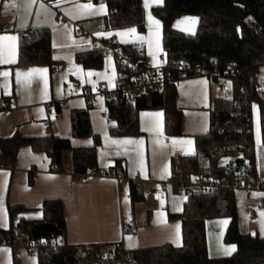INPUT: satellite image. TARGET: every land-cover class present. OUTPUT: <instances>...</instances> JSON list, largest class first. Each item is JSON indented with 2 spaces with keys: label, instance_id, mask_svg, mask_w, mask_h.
I'll return each mask as SVG.
<instances>
[{
  "label": "crops",
  "instance_id": "0c3cea01",
  "mask_svg": "<svg viewBox=\"0 0 264 264\" xmlns=\"http://www.w3.org/2000/svg\"><path fill=\"white\" fill-rule=\"evenodd\" d=\"M52 1L53 6H49L47 0L34 3L0 0V98L8 99V106L0 107V136L9 137L16 132L25 136L53 134L69 138L74 146H90L94 142L93 135H74L71 123L74 112L88 109L93 134L101 137L97 167L89 179L83 181V173L72 170L70 151L63 155L65 170L54 171L45 152L22 146L13 164L0 167V228L10 227V205L21 204L27 208L16 216L18 221L41 217L43 201L60 198L67 224L66 236L60 239L67 244L117 243L128 250L165 243L181 246L182 220L178 215L187 198L176 183L179 177L174 176V182L166 184L164 196H157L154 191L176 171L172 165L174 157L198 155L195 136L209 131L214 102L231 94L232 80L198 73L175 81L176 102L182 110L180 135L166 133L163 108L139 112V134L112 135L109 128L117 122L105 116L104 111L108 110L106 93L116 91L119 77L113 48L124 44L142 46L148 59L162 65L163 24L152 8L163 5L164 0H148L147 7L143 0L145 30L142 32L134 25L106 28L107 0ZM89 4L90 8L81 7ZM96 23L101 28H96ZM175 23L176 19L173 27L181 30ZM197 25L196 16L188 25L189 31L184 32L194 33ZM37 27L50 30L54 63L20 66V31ZM128 29L135 31L128 32ZM95 48L104 54L102 67L85 68L76 61L77 53ZM5 72L7 76L3 75ZM225 156L229 158L224 163L219 162L220 165H228L236 159L235 155ZM255 159L256 174L264 180V169L257 162L256 152ZM115 169H121L125 177L119 179L110 175ZM137 174L144 180L145 193L133 203L131 187ZM239 191L243 193V200L238 202L240 230L264 236V189L250 195ZM247 206L255 222L243 220ZM224 220L228 223L223 224ZM125 223L135 228L133 233L125 231ZM229 223V217L206 220L207 249L211 258L228 257L236 252L237 245L224 240ZM17 234L21 233L16 232L14 236ZM233 244L236 250L225 254L224 248ZM0 264H39L38 254L12 243H1Z\"/></svg>",
  "mask_w": 264,
  "mask_h": 264
},
{
  "label": "trees",
  "instance_id": "16d2710c",
  "mask_svg": "<svg viewBox=\"0 0 264 264\" xmlns=\"http://www.w3.org/2000/svg\"><path fill=\"white\" fill-rule=\"evenodd\" d=\"M107 4L109 13L104 17L106 28L120 29L134 25L141 32L145 30L143 0H107ZM152 11L162 20L166 69L171 80L167 81L162 92H148L134 101L108 103V117L117 122L109 128V132L112 135L139 134V112L142 109L163 108L166 133L182 134V110L176 102L175 87L178 71L172 66L184 64L188 69V77L203 68L208 73L222 74L232 62L236 74L233 76L230 98L215 100L211 109L210 129L205 134L195 136L196 149L198 153L209 156L213 179L232 182L241 177L239 167L219 164L222 156L235 155L234 150L227 149L229 144L239 145V150L243 151L256 173L254 103H258L264 143V99L255 87L256 76L264 71V0H164L163 5L153 7ZM184 14L198 17L194 33H185L173 27L174 20ZM254 21L256 26L251 27ZM19 42L20 66L54 63L51 34L47 27L21 30ZM138 48L134 44L114 47L115 50L129 52L132 59L140 60L143 57L138 53ZM76 61L85 68H100L104 63V54L99 48L82 51L77 53ZM2 106H8L7 98H0ZM71 123L74 135H93V144L74 146L69 138L53 134L25 136L16 132L9 137L0 136V165L13 164L19 149L31 146L34 151L45 152L50 157L51 169L54 171L65 170L63 155L70 151L74 172H95L101 137L93 134L88 109L74 112ZM236 160L238 165L242 162V158ZM172 165L176 171L194 174L198 171L197 155L176 156L172 159ZM141 198L133 184L132 202ZM262 204L264 206V199ZM26 210L21 204L8 207L10 227L0 228V244L12 243L16 232L30 239L66 236L67 224L60 198L45 199L41 206V217H25L16 221V216ZM178 216L182 220V245L165 243L129 250L139 264H264V236L240 230L234 189L218 188L210 192L192 193ZM216 217L230 218L224 240L237 245L236 252L231 256L211 258L208 255L205 222ZM79 254V246L64 242L57 247L44 249L38 254V263L75 264Z\"/></svg>",
  "mask_w": 264,
  "mask_h": 264
},
{
  "label": "built area",
  "instance_id": "2783aa9c",
  "mask_svg": "<svg viewBox=\"0 0 264 264\" xmlns=\"http://www.w3.org/2000/svg\"><path fill=\"white\" fill-rule=\"evenodd\" d=\"M73 1L90 3L94 0ZM47 3L49 6L54 5L52 0H47ZM95 25L96 28H101L99 23ZM250 25L251 27H255L256 22L254 21ZM113 52L121 70L119 69L116 91L106 93L107 103L115 104L122 100L134 101L138 96L148 92H162L167 81L171 80L169 71L166 69V54L162 55L164 63L162 65H155L146 57L145 49L142 46L138 48V53L143 57L140 60L132 59L129 52H124L119 49L115 50L113 48ZM172 67L178 71V79L188 75V69L184 64L177 63ZM223 72L222 74L219 72L208 73L207 70L203 68L196 74L204 73L206 75L225 77L233 80V76L236 74L234 64L230 62ZM255 87L260 94L264 91V73H259L256 76ZM224 98H230V94H225ZM52 111L54 112L53 109ZM104 115L108 117V111H104ZM227 149L234 150L236 158H242V162L239 165L236 159L228 163V166L231 168L239 167V172L241 174L239 180L229 182L213 179L211 177L212 169L209 156L198 153V171L196 173L188 174L181 170L174 171L173 175L167 181L158 184L154 191L155 195L164 196L166 184L174 182V176L179 177L176 183L187 199L192 193L210 192L218 188L243 190L247 195H250L254 191L264 189V180L257 176L248 158L244 155L242 150H239V145L229 144ZM1 166H4V164L0 165V167ZM91 174H93V172L83 173L82 180L87 181ZM110 175L119 179L125 177L121 169L112 170ZM134 185L137 194L143 196L145 193L144 180L138 174L134 177ZM124 227L127 233H133L135 230V228L128 223H125ZM63 243L64 241L60 238L30 239L24 234H17L12 238V244L26 248L29 253L37 254L42 253L44 249L57 247ZM79 247L80 254L75 264H139L137 258L121 244H83L79 245Z\"/></svg>",
  "mask_w": 264,
  "mask_h": 264
},
{
  "label": "rangeland",
  "instance_id": "374dc122",
  "mask_svg": "<svg viewBox=\"0 0 264 264\" xmlns=\"http://www.w3.org/2000/svg\"><path fill=\"white\" fill-rule=\"evenodd\" d=\"M195 15H188L184 14L176 18V27L181 29V31H189L188 25L191 23L193 18H195ZM196 29V28H195ZM261 73H264L262 71ZM233 85L230 86L229 90L232 92ZM262 98L264 99V91L261 93ZM260 128V119H259V111H258V103H254L253 105V133H254V145H255V152H256V158L257 162L260 163V166L264 169V143L261 136V130ZM229 157L228 156H222L219 160L220 163H224ZM260 160V162H259ZM235 197H236V203H237V209H238V219H239V207L238 202L240 200H243V193L239 190H235ZM247 216L243 217V220H245L247 223L255 222L256 219L254 215L252 214L249 207H246ZM246 214V212H245ZM243 215V212L241 213V216Z\"/></svg>",
  "mask_w": 264,
  "mask_h": 264
},
{
  "label": "snow or ice",
  "instance_id": "6c2138e0",
  "mask_svg": "<svg viewBox=\"0 0 264 264\" xmlns=\"http://www.w3.org/2000/svg\"><path fill=\"white\" fill-rule=\"evenodd\" d=\"M29 2L30 3H34L35 2V0H29ZM147 4H148V0H145V6L147 7ZM41 7H44V5L43 4H41ZM81 7H84V8H90L91 7V5L89 4V5H84V6H81ZM156 23L157 24H159V21H156ZM128 32H134L135 31V29H128L127 30ZM121 35H123V33H120ZM0 39H2V38H0ZM9 39H15V37H9ZM29 71H38L37 69H30ZM39 71H43V70H39ZM91 74V73H90ZM3 75L4 76H7L8 75V73H3ZM17 75H19V73L17 74ZM188 143H191V141H189ZM262 215H264V213H262ZM222 223L223 224H227L228 223V221L227 220H224V221H222ZM262 230H264V229H262ZM129 239H131V237L129 238ZM236 250V245H228V246H226L225 248H224V252H225V254H231L233 251H235ZM3 251H8L7 249H4Z\"/></svg>",
  "mask_w": 264,
  "mask_h": 264
}]
</instances>
